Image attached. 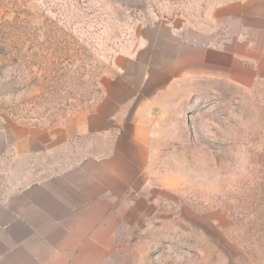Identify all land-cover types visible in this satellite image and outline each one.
<instances>
[{
	"label": "rangeland",
	"instance_id": "1",
	"mask_svg": "<svg viewBox=\"0 0 264 264\" xmlns=\"http://www.w3.org/2000/svg\"><path fill=\"white\" fill-rule=\"evenodd\" d=\"M243 1L0 0V264H264V84L195 103V136L174 130L172 153L152 156L161 183L103 217L46 226L27 194L56 168L39 152L44 132L136 52L146 73L165 72L196 44L220 45L234 14L259 35L264 8Z\"/></svg>",
	"mask_w": 264,
	"mask_h": 264
},
{
	"label": "crops",
	"instance_id": "2",
	"mask_svg": "<svg viewBox=\"0 0 264 264\" xmlns=\"http://www.w3.org/2000/svg\"><path fill=\"white\" fill-rule=\"evenodd\" d=\"M238 3L247 12L264 8V0ZM231 19L235 26L220 45L196 44L193 62L186 53L165 72L153 64L146 73L136 52L128 58L130 69L118 66L97 99L52 132H44L39 152L48 164L53 154L56 168L27 194L46 226L55 220L94 218L95 211L103 217L118 196L157 186L161 181L151 176L152 183L150 177L152 156L160 149L172 153L168 145L174 130L190 142L195 103L203 106L208 95L215 106L223 96L231 100L238 86L264 84V29L256 35L257 29L240 24L239 30L238 15ZM193 79L199 86L190 85Z\"/></svg>",
	"mask_w": 264,
	"mask_h": 264
}]
</instances>
